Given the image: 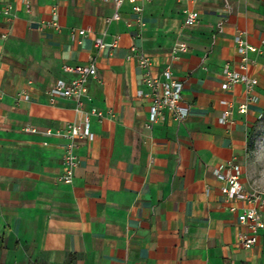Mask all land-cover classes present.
<instances>
[{"label": "crops", "instance_id": "0c3cea01", "mask_svg": "<svg viewBox=\"0 0 264 264\" xmlns=\"http://www.w3.org/2000/svg\"><path fill=\"white\" fill-rule=\"evenodd\" d=\"M0 256L8 264H264V229L249 250L238 214L264 205L227 199L215 171L240 168L245 194L250 135L264 113V0H0ZM142 11L138 16L133 6ZM188 12L198 21L186 26ZM56 16V27L52 20ZM80 30H90L84 36ZM257 80L223 90V68ZM115 47L99 49L95 40ZM184 44L186 52L171 54ZM170 68L182 83L184 119L169 111L148 127L145 71ZM93 61L78 107L48 92ZM251 100V101H250ZM227 102V106L222 105ZM246 104L241 114L239 106ZM92 109L101 118L89 115ZM229 120L221 123L225 110ZM88 114V115H87ZM88 116L92 140L76 139L70 184L63 155L71 124ZM28 130H34L30 132ZM47 130L51 135H46Z\"/></svg>", "mask_w": 264, "mask_h": 264}, {"label": "built area", "instance_id": "2783aa9c", "mask_svg": "<svg viewBox=\"0 0 264 264\" xmlns=\"http://www.w3.org/2000/svg\"><path fill=\"white\" fill-rule=\"evenodd\" d=\"M115 6L114 14L111 20H117L119 18L118 8L126 1L131 3L134 0H109ZM150 2L151 0H146ZM142 9L138 5L133 6V12L138 16ZM11 13V6L9 4H3L0 2V18H9ZM198 21L197 12H188L186 14L184 24L186 26H192ZM52 26L56 27V16H54ZM90 30H80L78 35L84 36L89 33ZM236 48L238 54L241 56L240 72L231 70L226 64L223 68V82L222 89L229 90L237 84H242L247 91H251L256 85L257 80L250 78L248 75L244 74L247 67V57L248 52L255 51L251 46H248L246 42L241 40L239 37L235 39ZM116 41L111 45L104 44L101 39L95 40V45L97 48L102 49L105 47H115ZM186 52V46L184 44H179L174 46L171 50L172 55L177 53ZM129 60H136L139 66L145 71L144 84L149 88L148 97L150 99L151 105L149 108L150 115L148 120V127H151L162 115L163 111H169L172 113L173 117L176 119H184L188 115V109L181 105L182 102V83L174 78L170 68H165L161 72L160 76L154 78L149 75L150 60L141 53L137 48H130V53L127 57ZM63 71L75 75V77L68 83L62 81L57 82L54 87L48 92V96L52 101L56 97L62 98H72L76 101L78 107L80 106V99L86 92V87L90 78L96 75V67L93 61L85 65L76 66H64ZM251 101V100H250ZM222 105L227 106V102H222ZM241 114L247 111V105L243 104L239 106L238 110ZM88 115V114H87ZM89 115L97 116L101 118V113L92 109ZM230 111L227 109L222 113L220 118L221 123H226L229 120ZM34 132V130H28ZM46 135H51V131L47 130ZM68 140L65 145L64 155H63V167L64 173L61 177L65 184H70L73 179V172L77 165V156L75 154L76 139L92 140L93 136L89 131L88 126V116L85 117L84 122L81 126L77 124H71L68 126L65 134ZM216 177L224 183L220 188V192L227 199H242L254 205L262 206L264 205V193L256 191L253 194H245L243 191L242 183L240 182V168L237 165L230 164L224 172L219 170L215 171ZM238 221L240 224L244 225L246 228L245 232H241L238 236V241L240 246L249 250L254 247L258 241L257 232L264 229V222L262 220L260 211L258 207L253 206L246 210H243L238 214Z\"/></svg>", "mask_w": 264, "mask_h": 264}, {"label": "rangeland", "instance_id": "374dc122", "mask_svg": "<svg viewBox=\"0 0 264 264\" xmlns=\"http://www.w3.org/2000/svg\"><path fill=\"white\" fill-rule=\"evenodd\" d=\"M251 148L246 159V173L251 187L264 193V113L250 135ZM0 264L4 262L0 256Z\"/></svg>", "mask_w": 264, "mask_h": 264}, {"label": "trees", "instance_id": "16d2710c", "mask_svg": "<svg viewBox=\"0 0 264 264\" xmlns=\"http://www.w3.org/2000/svg\"><path fill=\"white\" fill-rule=\"evenodd\" d=\"M250 148H251V144H249V150H250ZM69 264H70V262H69Z\"/></svg>", "mask_w": 264, "mask_h": 264}]
</instances>
